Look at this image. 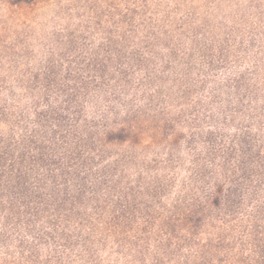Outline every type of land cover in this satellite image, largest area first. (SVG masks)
Instances as JSON below:
<instances>
[{
	"label": "trees",
	"instance_id": "1",
	"mask_svg": "<svg viewBox=\"0 0 264 264\" xmlns=\"http://www.w3.org/2000/svg\"><path fill=\"white\" fill-rule=\"evenodd\" d=\"M243 4L33 14L32 44L0 41V264H264V0Z\"/></svg>",
	"mask_w": 264,
	"mask_h": 264
},
{
	"label": "rangeland",
	"instance_id": "2",
	"mask_svg": "<svg viewBox=\"0 0 264 264\" xmlns=\"http://www.w3.org/2000/svg\"><path fill=\"white\" fill-rule=\"evenodd\" d=\"M15 0H0V41H11V38L16 36L15 30L17 32L26 34V43L32 44L34 42L30 39L34 34V29L31 26H26L21 28L20 23L21 19L30 17L31 15H36L40 21H45L49 17L54 20L58 16H67L68 11L71 12L74 16L85 14L88 12H94L98 14L99 12H104L105 9L109 8V5L116 6L122 1L125 5L128 4L131 0H39L41 3L34 7V10L31 8H16L13 4ZM152 1V0H149ZM159 1H171V2H183L186 6L185 8L199 11V12H208L210 18L216 16L219 20L228 19L233 16L235 13L243 12V0H159ZM211 2V4H208ZM201 3H207L209 9L197 8V5ZM225 5H232L229 10H224ZM40 6V7H39ZM42 7V8H41ZM208 10V11H207ZM105 13V12H104ZM207 16V15H206ZM227 21V20H226ZM43 23V22H42ZM25 38V36H20V39ZM31 48V47H30Z\"/></svg>",
	"mask_w": 264,
	"mask_h": 264
}]
</instances>
